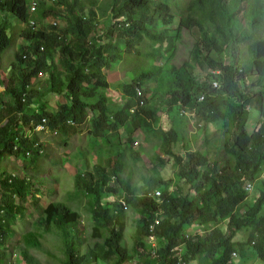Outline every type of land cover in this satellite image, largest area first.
Returning <instances> with one entry per match:
<instances>
[{"label":"trees","instance_id":"obj_1","mask_svg":"<svg viewBox=\"0 0 264 264\" xmlns=\"http://www.w3.org/2000/svg\"><path fill=\"white\" fill-rule=\"evenodd\" d=\"M29 1L0 0V15L8 13L28 24L32 17ZM50 16L63 19L64 24L44 25L42 21ZM99 16H106V21ZM34 17L42 24L35 31L30 27L23 31L26 43L17 53L7 89L0 93L2 98H11L7 103L0 98V164L23 153L31 162L43 157L45 144L36 131L42 118L51 130L75 133L91 120L88 134L114 139V144L109 156L98 160L94 172L87 175L89 180L78 173L75 181L79 205L86 198L92 214L90 235L100 236L104 228L108 232L104 242L97 250L89 245L82 251L81 236L86 237L82 213L56 201L43 209L41 232L24 235L26 249L41 248V237L56 230L65 246L63 264L132 260L136 264H236L238 257L264 264V0H104L103 5L99 0H57L54 4L40 0ZM194 28L209 54L207 63L194 56L162 74L157 61L163 54L173 56L181 31ZM146 38L152 49L143 52L140 47ZM11 44L12 37L0 25V73L3 54ZM223 44L230 50L228 65L212 55ZM124 51L145 58L148 68L138 71L131 82H123V101L114 107L99 90L111 87L105 69L120 61ZM206 70L220 74L209 71L205 75ZM248 76L254 78L253 83H248ZM147 81L155 82L156 88L147 87ZM197 89L204 90L203 101L194 97ZM138 90L143 97H138ZM150 91L155 96L148 100ZM52 95L63 97L54 109L46 104ZM254 112L258 129L251 122ZM160 113L172 122L163 133L154 129L161 122ZM188 113L204 120L206 150L197 153L187 148L185 155H177L171 147L186 139L182 120ZM126 127L129 138L142 131L147 142L151 134L162 139L144 196L136 192L135 183L119 174L128 165L126 156L140 158L137 151L122 144L121 130ZM26 130L33 134L26 136ZM210 147L224 155L212 157ZM165 156L174 160L178 182L163 179L159 170L169 163ZM9 179L1 183L5 189L0 194V264L6 263L12 218L22 211L36 184L28 176ZM89 181H96V186ZM249 184L253 190L256 186V194L250 193ZM157 190L161 197L147 196ZM122 193L126 196L119 199ZM122 201L140 215L131 250L123 244L126 212ZM238 232L246 238L235 240Z\"/></svg>","mask_w":264,"mask_h":264},{"label":"rangeland","instance_id":"obj_2","mask_svg":"<svg viewBox=\"0 0 264 264\" xmlns=\"http://www.w3.org/2000/svg\"><path fill=\"white\" fill-rule=\"evenodd\" d=\"M103 2L104 0H99V5H103ZM98 12L100 11L98 10ZM99 17L103 22L106 21V16ZM177 18L178 17L174 18L176 26H178V22L176 21ZM36 21L39 24H42L41 21ZM42 22L44 25H49L50 27V24H53V22H57L59 27L64 24L63 19L55 18L53 16L44 19ZM103 22L101 23L102 25L104 24ZM0 25L5 27L6 32L12 37V44L4 52L1 63L3 71L0 73V86L5 92L8 87V81L13 74L12 67L16 62L17 53L21 49L22 45L26 43V36L23 31L28 28V25L22 21L15 20V18L8 13L0 15ZM51 32L56 34L57 30H51ZM197 42L199 45L195 51L194 45ZM120 45L122 48H125L123 41ZM140 48L143 52L151 51L152 48L150 40L146 38L145 41L142 42ZM162 51H164V53L166 52L165 50ZM229 51L230 50L226 48V45L223 44L219 48V52L212 55L219 58V61L223 65H228L229 60L227 59V55L229 54ZM56 54L58 55V53ZM143 55L146 56V54ZM194 56H197L203 63H207L205 57L209 56V54L206 53L205 46L202 43L201 36L197 28H194L191 32L182 30L173 56H169L168 54L164 56L163 54L159 61H157V65L160 66L162 74H165L170 66H180L186 61H189V59L192 61ZM142 68H148L145 58H141L140 56L124 51L122 59L118 61L110 70H107V77L111 83V87L109 89L101 88L99 92L102 91L104 94H107L111 105L115 107L116 103H121V101H123L124 93L121 91V85L123 82H131L133 80V76ZM209 71L206 70L204 74L207 75ZM199 72L201 71H196L199 76L203 77V75ZM253 80L254 78L252 76H248L249 84L253 83ZM147 83V87L152 89H155L157 86L155 82L150 83L147 81ZM154 92L155 91H150L147 93L148 100L155 96ZM203 94L204 90L197 89L194 93V97L198 99L199 97H202ZM0 98L2 103L11 100L8 96ZM60 101H63V97L61 95H55V97L52 95L46 99V104L50 106L51 109H54ZM160 116L161 122L157 127H154V129L163 133L162 129L165 131L169 130L172 126V122L169 117L165 115V113H160ZM185 116L186 118L182 120V127L184 131L182 137L184 135L186 139H181L180 142L173 144L171 148L173 152L177 153V155H185L187 148L190 151L202 153L206 150V146L204 145V135L202 132L204 120L200 117H196L194 113H188L185 114ZM252 117V125L258 129L259 126L256 125L258 122L257 112H254ZM89 128H91V120L86 122V127L83 131L77 133L73 131L58 132L57 130H55L57 132H54V130L42 131L39 134V137L40 142L45 144V152L41 159L37 162H31L30 159L25 160V157H22L25 155L23 153L22 156H19L18 158L15 156L10 157L0 164V194L3 193L5 189L1 183L9 178L11 179V177H20L22 179L28 176L32 182L35 181L36 183L34 184L32 194L25 199L22 211H17L14 218H12L13 220L11 221L8 229L9 237L5 264H63L62 259L65 253V246L61 243V235L58 231L52 230L51 232L44 234L39 240L41 242V248L33 247L27 250V244L25 243L24 238L26 233L28 234L32 231L34 232L38 230L41 232L42 228L39 227V221L42 218L43 209L46 206L48 207L51 203H56V201L64 202L72 209L82 213L84 234L86 236H81L83 241V245L81 247L82 251H86L89 245L93 248V250H97L98 245L102 244L105 237L108 236V232L104 228L101 229L100 236L90 235L93 230V222L91 220L92 214L88 208L86 198H82L83 204L81 206L79 205L81 200L77 194L78 189L75 186L76 175H78V173H81L82 175L85 174L86 179L89 180L87 175L94 172V167L98 164V160L105 159L107 155L109 156V152L113 150L111 145L114 144V139H111V141L102 138L95 139L88 134ZM32 134V131L26 130V136H30ZM106 134L110 135V132ZM121 135L123 141L122 144H125L128 148H133L134 151H137L136 156H139L140 158L136 161L133 156H126L124 161L128 159V165L125 166L119 174L124 179L126 178L135 183V188H137L136 192L141 193L144 196L145 193L143 191L147 190V186H149L148 182H150L149 179H151L150 177L154 175L152 172V162L155 161L159 155L160 150L157 149V146L161 143L160 141H162V139H157L158 137L156 138L153 136L154 134H151V142H147L146 134L142 131L135 132L134 136L129 138L128 127L121 130ZM160 136L163 137V134ZM214 139L212 140L215 141ZM213 143L215 142H212V145ZM210 149L212 157H217L220 154L224 155L216 152V150L212 147H210ZM133 159L136 162L133 161ZM165 159H169V163L164 168L162 167L160 169V166H158L157 169H160L159 171L161 172L164 180L178 182L176 176L177 168L174 166V160L166 156ZM113 160L117 162L116 156H114ZM88 184L96 186V181H89ZM35 185H37L36 188ZM106 188H108V185H106ZM153 192L148 193L147 196H151ZM250 193L253 195L256 194V186L255 190L250 191ZM125 196L126 195L122 193L118 198H125ZM124 210L126 212V228L123 244L131 250L133 237L137 229V222L140 215L129 203ZM244 238H246V236L241 232H238L234 237L235 240ZM233 256L237 257V255ZM234 262L236 264L244 262L245 264H259L258 260L251 257H238L234 259ZM124 264L136 263L132 260L127 261Z\"/></svg>","mask_w":264,"mask_h":264},{"label":"built area","instance_id":"obj_3","mask_svg":"<svg viewBox=\"0 0 264 264\" xmlns=\"http://www.w3.org/2000/svg\"><path fill=\"white\" fill-rule=\"evenodd\" d=\"M56 0H46V2L47 3H50V4H54V2H55ZM28 6H29V8H30V10H31V12H32V14H36L37 13V11H38V9H39V6H40V0H30L29 1V3H28ZM53 24H57L56 22H53ZM28 25H29V27L30 28H32V30H36L38 27H39V23L34 19V18H31L30 19V21L28 22ZM42 49H43V47H41ZM210 73L212 74V75H218V74H220V71H218V70H211L210 71ZM213 87H215V88H218L219 86H218V83L217 82H214L213 83ZM137 95H138V97H143V93H142V91L141 90H138L137 91ZM204 100V97H201L200 98V101H203ZM144 105V100L142 99V100H140V102H139V106H143ZM45 122H46V120H45V118H42L41 119V123L39 124V126H37V128H36V130L38 131V132H40L41 130H44L45 129ZM37 144V143H36ZM38 145V144H37ZM43 150H41V154H43ZM27 155H29V153H27ZM253 189H254V186H253V184H249L248 185V190L249 191H253ZM149 197H151V198H159V197H161V191L159 190V191H154L153 192V194L151 195V196H149ZM123 204H124V206L125 207H127V203L125 202V201H123ZM156 223H159V220H156ZM154 228V225L152 224L151 225V229H153ZM151 239H152V244L153 245H155V240H154V238L153 237H151ZM182 250H183V248H181V251L180 252H182ZM234 255H236V253H234ZM180 256H181V254H180ZM180 260H182L181 258H179ZM184 264H186L185 262H184Z\"/></svg>","mask_w":264,"mask_h":264},{"label":"clouds","instance_id":"obj_4","mask_svg":"<svg viewBox=\"0 0 264 264\" xmlns=\"http://www.w3.org/2000/svg\"><path fill=\"white\" fill-rule=\"evenodd\" d=\"M56 1H57V0H56ZM56 1H55V2H56ZM55 2H54V3H55ZM34 15H35V14H32V17H31V18H34V19H35ZM47 18H49V17H47ZM35 20H37V18H36ZM56 23H57V22H56ZM25 24H26V23H25ZM27 25H28V24H27ZM53 25H55V24H53ZM56 25H57V24H56ZM28 27H29V25H28ZM39 27H40V24H39ZM42 50H43V49H42ZM45 120H46V118H45ZM39 124H40V123H39ZM38 126H39V125H38ZM36 128H37V127H36ZM46 130L53 131V130H51V129L49 128V126L45 125V129H44V130H41L40 132H37V133L40 134L42 131H46ZM55 130H56V129H55ZM55 130H54V132H57V131H58V130H57V131H55ZM36 131H37V130H36ZM58 132H59V131H58ZM43 151H44V150H43ZM43 153H44V152H43ZM27 156H28V155H27ZM15 178H16V177H15ZM2 213H3V210H2Z\"/></svg>","mask_w":264,"mask_h":264},{"label":"crops","instance_id":"obj_5","mask_svg":"<svg viewBox=\"0 0 264 264\" xmlns=\"http://www.w3.org/2000/svg\"><path fill=\"white\" fill-rule=\"evenodd\" d=\"M19 25H20V23H19ZM116 65V64H115ZM114 65V66H115ZM113 67V66H112ZM112 67H110V68H108V69H105V72H106V74H107V70H110ZM108 73H109V71H108ZM110 82V81H109ZM111 84V83H110ZM4 92V90H3V88L0 86V93H3ZM55 97V96H54ZM63 101H60V103H62ZM4 103H7V102H4ZM3 124H1L0 125V127L2 126Z\"/></svg>","mask_w":264,"mask_h":264}]
</instances>
